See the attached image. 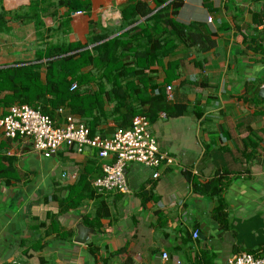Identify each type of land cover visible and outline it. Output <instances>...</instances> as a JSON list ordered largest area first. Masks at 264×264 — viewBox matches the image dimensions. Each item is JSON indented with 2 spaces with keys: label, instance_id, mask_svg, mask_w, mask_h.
<instances>
[{
  "label": "crops",
  "instance_id": "crops-1",
  "mask_svg": "<svg viewBox=\"0 0 264 264\" xmlns=\"http://www.w3.org/2000/svg\"><path fill=\"white\" fill-rule=\"evenodd\" d=\"M132 1L0 0V69L35 64L51 45L86 50L97 36L116 38L132 28H121ZM143 1L153 14L162 9L156 0ZM173 2L179 4L175 22L202 32L213 46L180 45L146 71V88L131 82L148 93L162 87L171 106L186 108L180 117L161 113L150 127L176 166L160 168L154 179L156 170L131 163L130 194L96 191L67 208L70 192L80 197L79 184L95 191L102 166L113 160L75 147L46 157L30 140L6 138L0 129V264H228L235 255L264 254V0L167 5ZM114 107L105 102L97 136L119 129ZM214 179L222 193H201ZM101 201L110 216L92 228L87 223L94 224ZM219 208L224 217L217 216ZM80 226L93 232L85 245L76 243Z\"/></svg>",
  "mask_w": 264,
  "mask_h": 264
},
{
  "label": "trees",
  "instance_id": "trees-1",
  "mask_svg": "<svg viewBox=\"0 0 264 264\" xmlns=\"http://www.w3.org/2000/svg\"><path fill=\"white\" fill-rule=\"evenodd\" d=\"M169 1L156 0V7L162 9L153 14L146 2L133 0L123 9L121 21L123 30L132 28L112 40H108L109 34L93 38L91 44L96 46L92 49L84 50L82 45H51L39 51L35 64L0 69V120L14 105H28L53 120H60L58 112L64 109L67 115L84 124L92 136H97L98 125L107 116L106 101L115 104L112 115L117 117L119 129H129L136 116L146 117L151 124L161 113L168 117L184 115L186 108L171 106L162 87L157 86L149 93L142 90L147 87L146 71L172 58L180 45L205 51L213 46L202 32L175 22L173 17L179 4L167 5ZM141 19L146 20L138 23ZM172 67L168 63L167 73ZM134 79L143 87L133 86ZM219 181L212 180L200 192L219 196L222 193ZM80 186L81 196L74 199L70 192L67 208H77L81 201L95 196L96 190L90 184ZM216 213L224 217L222 208ZM109 216V207L101 201L92 220L94 224L87 225L96 228ZM92 248L93 245L90 253L100 263L98 249Z\"/></svg>",
  "mask_w": 264,
  "mask_h": 264
},
{
  "label": "built area",
  "instance_id": "built-area-1",
  "mask_svg": "<svg viewBox=\"0 0 264 264\" xmlns=\"http://www.w3.org/2000/svg\"><path fill=\"white\" fill-rule=\"evenodd\" d=\"M209 23H212V19H209ZM76 88L74 85L73 89ZM170 90L171 87H168ZM58 114L63 117L62 123L28 105H14L0 120V129L6 138L30 140L34 149L46 157H52L62 147H75L79 152L91 148L101 160L112 159V163L102 166L103 177L93 183L101 195L130 194L126 170L131 163L156 170L154 179L159 177L160 168L176 166L174 158L161 152L157 140L151 134V124L144 116L134 117L129 129H118L113 136L102 138L92 136L84 124L67 115L64 109L59 110ZM198 236L199 232H195L194 238ZM163 259L168 260V254L164 253ZM228 264H264V254L259 257L248 253L235 255Z\"/></svg>",
  "mask_w": 264,
  "mask_h": 264
},
{
  "label": "water",
  "instance_id": "water-1",
  "mask_svg": "<svg viewBox=\"0 0 264 264\" xmlns=\"http://www.w3.org/2000/svg\"><path fill=\"white\" fill-rule=\"evenodd\" d=\"M260 97L264 99V89L261 90ZM78 230H79V234L76 238V243L79 245L87 244L89 241V235L93 233L92 229H87L84 228L83 226H80Z\"/></svg>",
  "mask_w": 264,
  "mask_h": 264
}]
</instances>
